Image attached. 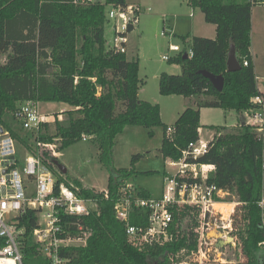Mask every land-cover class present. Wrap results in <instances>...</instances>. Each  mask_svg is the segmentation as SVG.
Returning a JSON list of instances; mask_svg holds the SVG:
<instances>
[{
    "label": "trees",
    "instance_id": "trees-1",
    "mask_svg": "<svg viewBox=\"0 0 264 264\" xmlns=\"http://www.w3.org/2000/svg\"><path fill=\"white\" fill-rule=\"evenodd\" d=\"M189 4L200 10L207 24L215 26L216 35L213 39L181 37L183 43H190L192 58L181 55L173 60L181 67L180 75L159 76L160 95L197 99L178 116L169 138L159 107L138 98V61L105 46L104 8L77 7L70 0H0V128L9 130L15 140L38 157L55 176L56 186L62 182L78 197L98 203V213L74 219L90 228L91 234L84 247L60 253L68 260L66 264H178L181 253L197 248L199 236L195 230L199 217L196 208L190 206L172 210L173 242L143 248L128 242L124 225L115 220L112 208L119 189L135 173L132 167L141 156H132L129 169H116L113 148L116 136L127 126L143 127L149 137L154 128L162 127L159 152L164 159L178 161L187 146L199 140L200 110L205 108L238 113V126L210 127L214 134L206 153L186 162L215 167L208 182L242 204V224L237 232L243 259L240 263L264 264L263 209L259 206L264 201L262 143L243 118V112L252 107L251 99L260 94L250 51L254 4L249 0H189ZM132 31L128 29V33ZM231 45L241 66L235 72L226 71ZM200 71L222 76L221 92ZM30 100L66 107L65 118L54 122V136L47 134L48 124L42 125L35 137L39 144H35V150L4 120L19 103ZM84 136L96 145L97 161L108 174L106 194L87 188L66 174L59 175L60 163L55 154ZM137 192L142 198L149 197L144 191ZM129 222L146 227L147 212L134 209ZM20 226L27 235L36 226L35 213L29 211L22 216ZM2 245L4 240L0 239ZM21 248L24 264H48L36 246L23 241Z\"/></svg>",
    "mask_w": 264,
    "mask_h": 264
},
{
    "label": "built area",
    "instance_id": "built-area-1",
    "mask_svg": "<svg viewBox=\"0 0 264 264\" xmlns=\"http://www.w3.org/2000/svg\"><path fill=\"white\" fill-rule=\"evenodd\" d=\"M249 1L254 5L264 3V0ZM70 4L104 8L105 24L111 32V39L105 40V46L124 54L127 53L128 29L134 30L141 14L150 10L133 3L120 4L107 0H70ZM162 34L169 33L163 30ZM168 50L174 56H163L165 61L175 60L181 55L187 59L193 56L190 46L182 49L177 45H169ZM243 65L247 63L243 62ZM250 103L252 107L245 111L243 118L262 143L264 169V94L253 97ZM39 107L37 101H25L19 103L11 114L12 120L34 137L36 145L39 144L35 137L42 125L54 124L56 119L59 120V115L43 114ZM173 132L174 128L169 126L166 129L167 137H172ZM81 141H89V137L84 136ZM208 142L199 138L187 146L181 153V159L168 160V166L174 171L165 174L160 197L142 198L128 184L119 189L112 214L115 220L124 225L127 240L132 246L143 248L173 242L172 210L190 206L196 208L199 217V226L195 230L199 236L198 246L188 253L192 263L241 264L233 260L226 262L221 250H235L239 245L237 229L233 224L235 206L242 204L238 201H225V197L230 194L208 182L209 176L215 172L213 165L186 162L188 158L203 156L208 149ZM103 192L106 194V191ZM259 206L263 209L264 226V201ZM134 209L147 212L146 227L130 224V214ZM29 211L35 213L36 226L25 235V228L20 226V218ZM93 213H98L97 201L78 197L73 189L62 182L56 186L55 176L43 166L38 157L27 155L20 166L16 140L9 130L0 128V239L4 240V245L0 246V264H24L21 248L23 241L36 246L48 264H66L68 260L60 253L69 248L84 247L91 234L90 228L80 225L74 219L88 217Z\"/></svg>",
    "mask_w": 264,
    "mask_h": 264
},
{
    "label": "rangeland",
    "instance_id": "rangeland-1",
    "mask_svg": "<svg viewBox=\"0 0 264 264\" xmlns=\"http://www.w3.org/2000/svg\"><path fill=\"white\" fill-rule=\"evenodd\" d=\"M126 1L137 4L143 9H150L149 12L144 11L141 14L135 32L127 36V58L137 60L139 65L140 89L138 98L152 105H157L160 109L162 123L167 127L172 126L178 112H181L179 110L183 108L184 97L160 95L158 81L161 74L180 75L181 67L173 60H163V56H174V53L168 50L169 45H177L182 49L189 47V42L183 43L181 41V37L186 36V34L191 38L192 36H201L213 39L216 35L215 27L204 21L200 10L192 8L189 0ZM251 22V51L254 56L255 72L259 77V85L264 89V3L252 7ZM163 30L167 33L171 30L175 35H163ZM104 39L106 41L111 39V32L106 24ZM39 108L43 114L59 115V120L65 118L66 110L60 111L62 109L60 103H40ZM243 116H245V112H243ZM239 118L240 115L234 111L225 112L216 108L203 109L199 120L202 126L200 138L203 141L209 140L211 137L210 127L225 126L229 129H236ZM4 120L17 136L27 141V146L31 150H35L34 137L30 133L24 132L19 124L12 120L10 114H6ZM55 132V125L52 123L49 125L47 134L54 136ZM163 132L162 127L154 128L153 136L149 137L147 129L140 126H127L116 136L113 148V164L116 169H129L132 156H141L132 167L135 173L126 180L125 184L130 185L134 191L140 189L146 191L152 198L160 197L164 174L174 171L168 166V159H164L159 152ZM211 133H213L212 130ZM53 148L55 150V147ZM16 152L20 166L23 164L24 158L32 154L25 147V144L17 140ZM97 152L94 142L79 141L56 153L55 156L59 163L67 169L66 175L69 178L81 182L87 188L102 192L106 191L108 174L99 165ZM224 200L227 202L237 201L232 195L226 196ZM240 208L239 205L235 206L233 225L237 232L242 224V210ZM221 252L226 262L231 260L242 262L243 260L239 245L235 250L227 248L222 249ZM178 258L181 264H193L188 254L181 253Z\"/></svg>",
    "mask_w": 264,
    "mask_h": 264
},
{
    "label": "water",
    "instance_id": "water-1",
    "mask_svg": "<svg viewBox=\"0 0 264 264\" xmlns=\"http://www.w3.org/2000/svg\"><path fill=\"white\" fill-rule=\"evenodd\" d=\"M240 68L241 66L236 58L235 47L231 45L228 55H227L226 71L235 72V71L240 70ZM199 73L211 82L213 88L216 91L221 92L223 88V77L222 76H214L206 71H200ZM57 169L59 173H61L62 175L67 173V169L62 164H58ZM263 194H264V178H263Z\"/></svg>",
    "mask_w": 264,
    "mask_h": 264
},
{
    "label": "crops",
    "instance_id": "crops-1",
    "mask_svg": "<svg viewBox=\"0 0 264 264\" xmlns=\"http://www.w3.org/2000/svg\"><path fill=\"white\" fill-rule=\"evenodd\" d=\"M126 1V0H125ZM126 3H128L127 1H126ZM189 15H191V14H189ZM215 27V26H214ZM136 29V28H135ZM135 29L131 32V33H134L135 32ZM251 29H252V22H251ZM131 33H129L128 35H130ZM215 33H216V31H215ZM169 34H171V35H175V34H173L172 33V31L171 30H169ZM186 37H188V39L190 40L191 39V37L188 35V34H186ZM193 37V36H192ZM195 37V36H194ZM199 37H201V36H199ZM127 45H128V43H127ZM126 45V46H127ZM126 50H127V47H126ZM251 51V50H250ZM251 55H252V58H253V64H254V56H253V53H252V51H251ZM126 56H127V53H126ZM128 59V58H127ZM254 72H255V65H254ZM255 76H256V83H257V88H258V90H259V92L261 93V94H264V89H262V87L259 85V77L257 76V74H256V72H255ZM264 83V82H263ZM263 88H264V86H263ZM141 101H143V100H141ZM147 102V101H146ZM184 104H183V108H181V110H179V111H181V112H178V114H177V118H178V116L184 111V109L186 108V107H188V106H192L195 102H197V99L196 98H184ZM61 108L62 109H60V111H62L63 112V110H66V107L64 106V105H62L61 104ZM202 112H203V109H201L200 110V116H201V114H202ZM177 118H176V120H177ZM242 118V117H241ZM175 120V121H176ZM174 124V123H173ZM172 124V125H173ZM202 127V126H201ZM227 128H229V127H227ZM212 132L213 133H211V129H210V138H209V140H206V141H210L211 139H212V136H213V134H214V131L212 130ZM162 137H163V135H162ZM200 137H201V129H200ZM162 141V140H161ZM165 175V174H164ZM138 191H144V190H142V189H140V190H138ZM144 192H146V191H144ZM147 193V192H146ZM148 194V196L150 197V198H152L150 195H149V193H147Z\"/></svg>",
    "mask_w": 264,
    "mask_h": 264
}]
</instances>
